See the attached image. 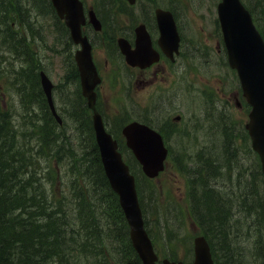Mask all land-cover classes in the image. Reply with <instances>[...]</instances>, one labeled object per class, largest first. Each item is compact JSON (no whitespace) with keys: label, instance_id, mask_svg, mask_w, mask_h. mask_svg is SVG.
Instances as JSON below:
<instances>
[{"label":"rangeland","instance_id":"rangeland-1","mask_svg":"<svg viewBox=\"0 0 264 264\" xmlns=\"http://www.w3.org/2000/svg\"><path fill=\"white\" fill-rule=\"evenodd\" d=\"M158 1L160 5L171 7L176 12L181 23L185 43L189 44L190 47V58L192 57V59L194 60V65L197 66L200 71H206L203 75V80L208 85L207 92H210L209 95L212 98L215 97L218 100L219 106V110L216 112L214 109L207 107L209 104L208 98L203 100V109L199 112L202 113L199 115L200 124L198 125L199 135L197 145L194 147L175 146L172 147L173 152L175 155L180 154L181 157L183 156L185 159L189 158L190 155H193L191 160L186 161H183L181 157L176 158V160L181 164L184 170L189 168L190 174L191 168H200L204 163L208 162L210 159L212 160L213 167L209 169H203L204 173L201 172V174H208L209 177H204L203 175L201 176V179L198 177L197 181L199 182L197 187L199 189L201 187L208 188V190L213 192L212 196L206 199V201L208 200L211 204L213 203L212 208L220 210L221 207L224 206L222 209H226V211H222V213L231 215L229 224L231 225V254L232 256L236 257V255L240 253L241 256L244 257L248 253H253L251 250L253 245V235L248 233V227H250V225L252 224L251 220L253 221V219H251V215L250 217H248L247 214L243 213V209L241 212H239V210L242 207L243 203L256 204L258 201L255 200L257 198L256 196H251V190L253 189V183L251 179L254 180V178H256L259 181L257 196L262 197L261 195H264V182L261 181V179L264 180V178L262 174H258V172L261 173V169L259 167L260 163L258 164V158L252 152L251 141L245 129L246 124L249 122L248 114L250 109L247 108L246 110L244 102L243 106L239 108L236 107V97H239V102L241 100L240 97H242L240 83L237 79L236 72L232 70L228 65L227 57L223 49V43L222 45H217V42H222V40H220V37H216L215 21H217L218 0ZM11 5V3L0 0V12L4 13L5 10L8 11L9 6ZM12 6L18 7V5ZM29 6V3L24 4V7L27 8V12L30 15L27 13L21 15H16L15 13H13L15 19H10L8 15H0V116L7 112L9 114V127H16L18 130V128L22 126L19 129V137L26 142L23 145L24 148L28 147L30 145V140L33 139L32 136H29L28 132H34V127L37 130V133H34V135L40 137V133L38 131L39 129H37L36 127L39 128L40 124H42L41 117L38 114V109L41 106L40 102L38 101L39 97L35 92V87H31L32 85H34L33 73L39 67L44 69L46 68L45 72L47 71V75L54 83H56L59 78L61 79V75L63 74L62 60L60 54H58L57 52L60 47L58 39V28L55 23V19H53L50 11H47L46 13L43 8L41 12H38V10H36L33 6ZM21 17H23L24 20L31 19L33 23L28 22L25 26L23 24V21L21 20ZM10 21H13L18 25V27H21V31H23L22 33L28 40V43H31L30 46L34 49L38 57H34L37 63H33L34 66L32 67V76L30 75L27 77L29 85H32L25 86V95L34 91L33 93L27 95V99L21 98L18 92H14V89L17 88L16 84H14L13 87L10 86V81L12 82V79L16 77L17 71L20 70L17 67V64L20 62L18 61V63H16L14 59H11V57L5 50L3 41L1 42L2 30ZM21 31H19L18 34H20ZM216 46L220 47L219 51L217 49L210 50V47L214 48ZM197 48H199V50H197ZM24 49L26 50V48ZM209 50L211 51L210 57ZM17 57L19 60H24L22 56L17 55ZM208 59H210V61ZM15 66L17 68L13 70L14 72L8 71V69H14ZM27 66V63L22 64L21 69H26ZM72 71L73 70H69L66 75L68 87L67 91H65V94L72 91V86L77 87V83L80 84L79 81H75L70 77ZM193 80H198V78L194 77ZM15 93L18 94L19 102L21 104L18 102V99H15ZM203 94H205L204 91H202L200 95ZM34 112H37L40 119L28 117V115L30 116ZM219 114L223 115L225 119H220L218 117ZM82 116L85 115L79 113L76 119L69 118L68 120L66 119L63 122V126L70 123L72 125V129L75 128L77 132V137L75 139L71 138L72 130L70 132H65L64 130L57 129L51 126V128L57 135L58 141H56L55 138L56 146H51L50 149L54 150L55 148H58L61 151L58 156H62V153H70L72 157H74L73 162H75L77 170L84 171L85 173L88 172L90 179L94 182L95 186L98 184L97 186L101 188V180L96 167L90 164L89 161H85V157L78 154V151H83L90 154L89 158L93 156V151L89 143L88 134L80 124L82 120L86 119V116ZM222 120L226 121V124L229 127L237 130V138H235L234 141L232 139L233 145L231 144V147H227L232 148V150L234 149L235 157L232 160L229 157L227 161H225L227 154L225 151V147L223 146L224 137L221 136L220 131L222 127ZM161 121H163V118H161ZM0 122H2L1 119ZM51 122L52 120L48 119L47 125L50 126L49 123ZM8 132L12 135L10 136V138L7 133H5V136H2V147L8 146V144L11 145L14 142L16 145L14 147V150L18 151L21 147V143L17 140L16 133H12L11 128L8 129ZM226 133L231 135V130L228 129ZM43 146L44 143L36 145L39 150L44 151ZM4 149L5 148H3L2 150ZM33 150L36 151L35 148H33ZM51 150H46L41 164H39L38 166H34V168L32 167L33 165L31 166L32 168L30 167L35 173L32 178L34 182L29 185L30 189L26 190V192H30L33 187L38 186L40 189V193L42 192V194L44 195L43 187L45 185V181L52 182L53 185H56L57 189L61 191V197L68 193L69 189L64 188V185L69 178H74V176L76 175L69 174V166L72 162L68 164V168L65 170V162H63L64 157L61 158V160L56 161L54 159V156L51 155ZM201 153L202 158L197 159V155ZM14 154V151H12L11 155L13 156ZM75 154L77 157H75ZM30 155H32V153L22 154V156H24L23 159L19 156L16 157H18L17 159L20 161H28L29 159H27V157H29ZM174 163V159L168 163L165 172L160 176V178L154 181H150V179L147 181V183L149 184L147 189L148 191H152L151 196H154L155 194L160 195L159 200L157 201L159 203L158 207L156 206L157 202H153L152 199L149 198L147 199L149 209L152 212L155 213L156 208L159 209L158 214L149 212L152 215L149 219L153 226L152 229H154V236L158 245L157 250L161 252L162 255L165 254V257H170L186 262L191 260L193 240L198 235H201V232L199 228L195 224L193 225L191 222L193 220L190 215L187 196L190 186V175L184 174V170L182 171L179 166L175 167ZM219 164L220 166L218 172L214 171V168ZM39 166L41 168H39ZM45 170H47L46 173L44 172ZM26 171L28 172L27 169ZM250 172H252L253 174H249ZM217 173H219L220 176L213 178L211 177L213 174ZM38 174H40L41 177H39ZM27 175L28 174H26V176ZM77 175L79 176V174ZM27 178L28 180H31L30 177ZM258 178H260V180ZM69 181L71 182V180ZM140 181L145 182L144 179H140ZM18 182L21 185L22 178H19ZM97 194L102 195L103 193L102 191H100ZM77 196L80 197L79 195ZM82 198L85 201L82 202V204L86 205L83 206L85 207L84 210L87 212L95 210L94 214L93 212H89V215L94 216L95 218H99V213L102 212H100L95 206V202H98L97 198L89 196H85ZM70 200H72L71 197L68 201ZM254 200L255 202H253ZM68 201L62 202L64 208H66L67 210H69ZM198 203L200 205L201 200H199ZM204 204V202L201 203L202 208H204ZM18 205L19 202L16 199H12L8 202L3 203V209L5 211H9L14 209ZM46 205L47 203H44L42 207ZM49 207L51 208L53 206L49 205ZM81 208L78 212H75L77 218L73 220L69 219L67 221L68 215L66 216V214H64V211L57 213L56 220L59 224H64V222H66V229L70 231V233H72V229L77 228L78 225L83 228L82 223L84 222V211L82 210L81 215ZM107 210H111L109 203H107ZM236 221L242 224V228H240L239 230L233 228ZM31 224L32 223L29 221V219H26V224L23 226V228H29L31 227ZM218 227H215V232L222 233V231L218 229ZM16 230L18 231L19 229ZM55 230L56 228L54 227L50 229L49 245L35 246V256L41 259L42 255L40 250L43 249L47 251V256H49L50 264L54 263L52 256L55 254L60 258H64V255L61 253V248L63 245L71 246L73 244L72 238L69 235L59 236L57 240L54 235L55 233L58 234V231ZM107 230L108 229H106V231ZM107 237L108 235L103 232L102 241L101 239L99 241H92L93 245L92 243H89L88 252L92 253L93 256H90L89 258L85 256L81 257L76 256L73 252L71 258L73 256V260L78 259L77 264H116L115 259L122 260L124 253L114 254L110 249V246L107 244H105L103 247L98 246V244L106 241L108 239ZM24 250L33 249L25 245L20 246V249H18V251ZM10 255H13V252H11ZM251 260V264H258V260H256L255 258H251L250 261ZM10 262L11 264H15L12 259L10 260Z\"/></svg>","mask_w":264,"mask_h":264},{"label":"trees","instance_id":"trees-1","mask_svg":"<svg viewBox=\"0 0 264 264\" xmlns=\"http://www.w3.org/2000/svg\"><path fill=\"white\" fill-rule=\"evenodd\" d=\"M3 1H5L7 3H11L12 5H18L19 8L11 5V6H9L8 11L5 10L4 13L0 12L1 16L8 15L10 18H14L15 16L12 13H15V12H16L15 13L16 15H18V14L21 15V14H26V13L29 14L27 12V8L24 7L25 3H29L30 6H33L36 10L40 11V2H43L45 0H3ZM21 20L23 22H30L31 19L24 20V18L21 17ZM13 24H15V23L13 21H10L7 25H5L4 30H3V33H4L3 43L8 49H10L16 55L22 56L23 59L26 61V63L29 66L28 69H21L22 71L20 70V72L18 71L16 74V80L23 82L21 86L17 85V90L19 89L18 93L22 97L26 94V90H25L24 86L29 85L28 83L25 84L26 83V77H28L32 74V67L34 66L33 63H37V62H36V59L34 58L35 57L34 53L31 49L30 45L27 42V39L23 38L20 34H18L21 27H18L17 24H15V27H13L12 26ZM7 43H8V45H7ZM24 48H26V50ZM28 70H29V72H28ZM77 76H78V74H77ZM77 76L75 75V77H77ZM35 80H36L37 86L32 85L31 87L34 86L35 90L37 88L39 89L40 97H39L38 101L40 102V105L42 107L44 104V101H45L44 96H43V93L39 87L38 78ZM29 86H28V90H29ZM33 92L34 91H32L30 93H33ZM30 93H28V94H30ZM22 98L27 99L28 96L25 95ZM46 110H48L47 105H46ZM0 119L2 120V122H0V264H11V262H10L11 259L14 261L15 264H18V263H20V264H24V263L25 264H32L33 263L34 264L35 262H37V264H42V263L43 264H50L49 263V256H47V251H45L43 249L40 250L41 255H42L41 259H39L35 256V251H36L35 246L49 245V243H50V237H49L50 229L53 227L56 228V230L58 231V234L55 233V235H54L57 240H58L59 236H68V234H70V231H68L66 229V225H67L66 222H64V224H59L58 221L56 220V215H57L56 213L61 212V210H59L53 204H52L53 208L49 207V205L52 203V199H51V196L47 197V193H46L47 191H46L45 187H43L45 195H42V194L40 195V189L38 186L33 187L30 192H26V190L30 189L29 185L34 182L32 180V178H33L32 174H34V171L30 168L32 165H34V162L33 163H26L27 161L25 162L23 160H22V162L19 160H16L14 162L12 161L11 153L13 151V147L15 144L13 142L11 145L8 144V146L2 147V145H3V137L2 136H5V133H7L9 138H10V136L12 134H10L7 129L11 128L12 133H14V131L16 130V127H14V128L9 127V125H8L9 114L8 113H4L2 116H0ZM80 124L82 125V127L84 128V130L88 134L89 143L92 147V151L96 150V147L94 146V144L91 140V131L87 126V121L84 119L80 122ZM228 138H230V139L226 140V144L225 143L223 144V146L225 147L226 154H227L225 161H227L229 159V157L231 160L235 157L234 149L232 150V148H227V147H231V144H232L231 137H228ZM56 141H58L57 136H56ZM54 144H55V142H53V140L48 143V145H54ZM3 148H5V149L2 150ZM23 158L24 157H22V159ZM92 163L96 167V169L98 170V168H97V167H99L98 163H94V162H92ZM212 165H213V163H212V160L210 159L208 162H206L205 168L209 169V168L213 167ZM219 166H220V164L214 168V171L218 172ZM87 167H89V166H87ZM26 169L28 170L27 173H25ZM134 169L135 170L138 169L137 164L134 165ZM24 174H28L29 176L28 175L26 176ZM98 175H99L100 180H101V183H100L101 189H105V187H107V182H106L105 178L103 177V174L98 173ZM5 176H6V178H5ZM217 176H220V174L219 173H217L216 175L213 174L211 177L213 178V177H217ZM27 177H30L31 180H28ZM19 178H22V184L21 185L18 182ZM195 181H193V182L195 183ZM258 185H259V181L256 178H254L253 189L251 190V196L257 197L255 199V200H258L257 203L256 204L243 203L244 206L242 205V207H241V209H243L245 211V214H247L248 217H250V215H251V219H253V221L251 220L252 224L250 225V227H248V230H249L248 233L253 235V245H252V249H251L253 253H248L244 257H246L250 254H253L254 257H252V258H255L256 260H258V264H264V195H261L262 197H259L256 195V194H258ZM36 191H38V192H36ZM212 193L213 192L208 190V188H202V187L199 189V191H196V194H195L196 205H195V200H194V206L193 207L191 206V214L193 215L192 219L194 220V223L196 224V226L198 228H200V230L203 232V234L209 240V243H210L212 250H213L212 252H213L216 264H251L249 262L248 257H247V259H244V257H242L240 253L237 254L236 257L232 256V254H231L232 251L230 249L231 225H229L230 220H231V215L230 214L227 215V214L222 213V211H226V209H222L224 206H222L220 210H218L216 208H212L213 203L211 204L208 200L206 201L207 198L212 196ZM159 197H160L159 194H155L154 196H151V199L153 202H157L159 200ZM12 199H16L19 202V205L12 210L5 211L3 209V203L8 202ZM41 199H42V201H41ZM80 200L81 199H79L78 201H80ZM106 200L110 204L111 216L109 214L107 215V217H110V220H108L109 225L105 228H107L110 232L115 233V236L120 238L119 242H118V246L116 248L118 251H120V252H123V251L128 252L129 251L130 252L129 255L124 256L123 259L128 260L124 264H139L135 254L132 252V250L130 248L129 237H128L129 236V228L126 224V221L124 219L125 218L124 214L119 207L117 199H115L114 196H111V197H108ZM199 200H201V203L202 202L205 203L204 208L201 207V203L199 205V203H198ZM255 200L253 202H255ZM32 201H33V203H32ZM34 201H35V203H34ZM44 203H47V205L42 207V205ZM226 203H227V201H226ZM31 204H33V205H31ZM102 204H104V202H102ZM156 206L157 207L159 206L158 202H157ZM40 207H42V208H40ZM39 209H41V210H39ZM84 209H85V207H82L81 211H80L81 215H82V210L84 211V222L82 223L83 228L80 225H78L77 228L72 229L73 232L71 235H72L73 244L70 247L67 245H63L61 248V253L64 255V258L63 257L60 258L58 255H56V256L54 255L55 257L52 256L53 260H54L53 264H77L78 260L77 259L73 260V258H71V254L74 252L76 256H79V252L82 248L84 249V251H88L89 241L92 240V237L90 236V234L92 232L97 231L96 227H104L101 225L102 221L100 218H96L95 220L90 221L89 218L91 215H89V212H93V214H94L95 210L94 211L91 210V211L87 212ZM62 210H64V214H66V216L67 215L69 216V217L67 216V221L69 219L73 220L74 216L76 215L75 212L79 211L77 207H74L73 210H67L66 208L62 209ZM158 211H159V209L156 208L155 214L156 213L158 214ZM22 212H24V213H22ZM26 219H29V221L32 224H31V227L24 229L23 226L26 224ZM218 226H219V229L222 231V233H220V232L216 233L215 232V227H218ZM233 228L239 230L240 228H242V224H240L238 221H236ZM16 229H19V230L17 231ZM22 245L30 247L33 250H24L22 252L18 251V249ZM15 251H16V253H15ZM11 252H13V255H10ZM16 254L19 256H17ZM31 254H32V256H31ZM230 254H231V256H230ZM90 256H93V254L90 253L87 256V258H89ZM16 257H18L19 259ZM15 258H16V260H15ZM31 258H32V260H31ZM171 260L176 261L177 259L171 258ZM85 264H87V263H85ZM88 264H90V263H88Z\"/></svg>","mask_w":264,"mask_h":264},{"label":"water","instance_id":"water-1","mask_svg":"<svg viewBox=\"0 0 264 264\" xmlns=\"http://www.w3.org/2000/svg\"><path fill=\"white\" fill-rule=\"evenodd\" d=\"M59 15H66L67 25L71 29L72 37L80 43L84 53L88 54L90 46L81 34L83 23L81 4L79 0H52ZM218 21L222 33L223 43L227 52L230 67L237 71L243 96L252 110L249 114V123L246 125L252 139V146L260 155L262 172L264 174V40L256 29L249 11L240 0H221L218 4ZM165 34H162L161 43L177 45L176 34L169 35L170 25H164ZM125 52V50H124ZM46 89V79H43ZM51 86V84L49 83ZM50 104L51 94L46 89ZM93 105L92 96L87 91ZM95 129L102 151V161L105 171L113 188L121 195V204L125 210L131 227V236L134 246L139 252L144 264H154L157 256L147 233L138 209L133 180L127 174V169L121 162V156L116 153V144L104 133L99 117H95ZM139 140L130 139L137 158L144 165L145 172L154 177L163 170L164 156L157 144L145 134L139 135ZM125 170L131 190L125 192L119 181L120 171ZM163 264H185L171 262L168 259ZM191 264H215L208 241L204 236L194 239V259Z\"/></svg>","mask_w":264,"mask_h":264},{"label":"flooded vegetation","instance_id":"flooded-vegetation-1","mask_svg":"<svg viewBox=\"0 0 264 264\" xmlns=\"http://www.w3.org/2000/svg\"><path fill=\"white\" fill-rule=\"evenodd\" d=\"M141 2L142 0H137L138 5H140ZM248 2L250 4L249 10L252 13V15L253 16L255 15L256 17H259L261 19L260 23L263 26L261 32L264 36V0H248ZM42 3H44V1ZM83 5L86 11H89L91 9H96L97 1L83 0ZM128 6H129L128 3L123 0H119V1L109 0V2L107 3L103 2L102 13L104 14V18L106 19H108L111 15L115 14L117 19L121 18L123 19V21H126L128 20V16L125 12V8H127ZM138 14L142 17L141 23L145 24L146 27L147 24L143 21L148 22L146 18H149L151 20L153 28L151 32L149 30L148 32L152 37V39H155L156 35L158 34V29H157L156 19L153 13L146 9L143 12L139 11ZM85 28H86V32L89 35L90 41L93 45L94 56H98L101 54L102 51L110 50L113 47L114 43L110 41V36H104L103 34L96 33L89 24H87ZM125 28L126 27H118L111 25L109 26L108 31L110 32V34H114L117 39L120 34V31ZM101 45H103L104 48H101L100 47ZM73 48L76 51L77 49L76 45H74ZM186 64L196 67L194 65L193 59L186 58ZM104 70L107 71L108 70L107 67H104ZM128 70L132 71L133 68L130 67ZM169 71L178 72L179 63L178 62L176 63V61H165L161 58L156 64V68H152L149 70H139V69L136 70L131 83L135 82V84L139 88V93L141 94L140 96L153 97L160 94L163 97V100H161L159 103L155 105L141 102L139 103L138 107L137 105L131 106L130 104H127L125 108L122 107L121 108L124 110V114H126V116L129 119H133L132 121H138L148 126H151V123L154 120L160 122L163 125V127L165 126L164 131L166 132V136L169 137V139L175 141L177 136H179L180 131L177 126L168 125V123H170V117L166 113H168L169 109L171 110L176 105L174 102L170 100L177 93L179 87L177 86L176 82L173 83V85L171 86L172 74ZM102 86L103 84L97 87L96 108L100 112V114H102L104 121L107 123L110 116L109 111L111 110L112 98L122 97V93L120 92L110 93L109 91H107L108 93L104 95L101 91ZM170 86L171 88L169 90L164 91ZM79 100L83 104H85V99L83 97H79ZM160 118H163V121H161ZM176 144H181V143L176 142Z\"/></svg>","mask_w":264,"mask_h":264},{"label":"bare ground","instance_id":"bare-ground-1","mask_svg":"<svg viewBox=\"0 0 264 264\" xmlns=\"http://www.w3.org/2000/svg\"><path fill=\"white\" fill-rule=\"evenodd\" d=\"M109 2V1H108ZM25 3V2H24ZM121 3V2H120ZM260 3V2H259ZM176 4V3H175ZM106 5V4H105ZM115 5V4H114ZM177 5V4H176ZM179 7V6H178ZM2 8V7H1ZM13 8V7H12ZM113 8V7H112ZM184 10V9H183ZM201 10V9H200ZM2 11V10H1ZM113 11V10H112ZM20 12V11H19ZM187 12V11H186ZM16 13V12H15ZM111 13V12H110ZM13 14V13H12ZM108 14V13H107ZM185 14V13H184ZM34 15V14H33ZM15 18V17H14ZM10 19H12V18H10ZM17 21V20H16ZM33 25V24H32ZM53 27V26H52ZM1 29V28H0ZM47 31V30H46ZM1 32V31H0ZM13 37V36H12ZM10 40V39H9ZM41 41V40H40ZM9 42V41H8ZM31 44V43H30ZM7 45H8V43H7ZM12 48V47H11ZM21 48V47H20ZM22 49V48H21ZM10 50V49H9ZM205 50V49H204ZM202 51V50H201ZM210 51V50H209ZM207 54V53H206ZM5 59V58H4ZM29 59V58H28ZM12 61V60H11ZM4 62V61H3ZM204 66V65H203ZM212 66V65H211ZM16 67V66H15ZM10 68V67H9ZM46 69V68H45ZM33 70V69H32ZM22 71V70H21ZM20 72V71H19ZM28 72H29V70H28ZM47 72V71H46ZM22 73V72H21ZM31 73V72H30ZM10 74V73H9ZM55 74V73H54ZM32 75V74H31ZM11 76V75H10ZM21 77V76H20ZM33 78V77H32ZM23 81V80H22ZM31 81V80H30ZM27 84V83H26ZM231 84V83H230ZM30 85H32V84H30ZM25 87V86H24ZM33 88V87H32ZM19 90V89H18ZM20 92V91H19ZM22 94V93H21ZM18 95V94H17ZM21 101V100H20ZM16 102V101H15ZM21 104V103H20ZM169 108V107H168ZM172 108V107H171ZM170 110V109H169ZM28 111V110H27ZM165 111V110H164ZM31 114V113H30ZM163 114V113H162ZM167 114V113H166ZM21 115H22V113H21ZM131 115V114H130ZM165 115V114H164ZM18 117V116H17ZM16 117V118H17ZM153 119V118H152ZM161 119V118H160ZM166 120V119H165ZM15 122V121H14ZM22 127V126H21ZM20 127V128H21ZM165 127V126H164ZM213 127V126H212ZM210 129V128H209ZM8 130V129H7ZM165 130V129H164ZM212 130V129H211ZM3 131V130H2ZM12 131V130H11ZM11 134V133H10ZM214 135V134H213ZM228 135H230V134H228V133H226L225 134V136H224V143H226V140L227 139H230V138H228V137H231L232 138V136L230 135V136H228ZM22 157H24V156H22ZM18 158V157H17ZM3 159V158H2ZM20 161V160H19ZM11 162V161H10ZM22 162V161H21ZM25 163V162H24ZM226 164V163H225ZM23 165V164H22ZM30 165V164H29ZM26 166V165H25ZM224 166V165H223ZM33 168H34V166H32ZM31 167V168H32ZM5 168V167H4ZM38 168V167H37ZM39 168H41L40 166H39ZM221 169V168H220ZM5 170V169H4ZM19 170V169H18ZM216 170V169H215ZM3 171V170H2ZM38 171V170H37ZM15 172V171H14ZM27 171H25V173H26ZM36 172V171H35ZM208 173V172H207ZM26 175V174H25ZM216 175V174H215ZM7 176V175H6ZM6 176H5V178H6ZM10 176V175H9ZM2 177V176H1ZM23 177V176H22ZM10 178V177H9ZM18 178V177H17ZM15 180V179H14ZM13 182V181H12ZM17 182V181H16ZM100 182V181H99ZM98 185V184H97ZM12 186V185H11ZM15 186V185H14ZM204 187V186H203ZM36 189V188H35ZM39 191V190H38ZM255 191V190H254ZM42 193H40V195H41ZM256 194V193H255ZM254 194V195H255ZM43 195V194H42ZM45 195V194H44ZM257 195V194H256ZM39 196V195H38ZM7 197V196H6ZM197 197V196H196ZM34 198V197H33ZM29 199V198H28ZM44 199V198H43ZM37 200V199H36ZM35 200V201H36ZM47 200V199H46ZM252 200V199H251ZM8 201V200H7ZM35 201H34V203H35ZM41 201H42V199H41ZM40 201V202H41ZM39 202V203H40ZM32 203H33V201H32ZM31 205H33V204H31ZM37 206V205H36ZM244 206V205H243ZM34 207V206H33ZM53 208V207H52ZM39 210H41V209H39ZM22 213H24V212H22ZM40 214V213H39ZM57 214V213H56ZM23 215V214H22ZM44 215V214H43ZM63 215V214H62ZM53 222V221H52ZM51 222V223H52ZM154 223H155V220H154ZM58 224V223H57ZM53 226V225H52ZM222 226V225H221ZM64 227V226H63ZM120 228V227H119ZM52 229V228H51ZM63 229V228H62ZM218 229H219V227H218ZM56 231V230H55ZM213 231V230H212ZM218 231V230H217ZM49 232V231H48ZM54 232V231H53ZM151 232L153 233V234H155L154 233V229H152L151 230ZM227 232V231H226ZM221 233V232H220ZM121 234V233H120ZM123 234V233H122ZM227 234V233H226ZM224 235V234H223ZM87 240V239H86ZM102 241V240H101ZM83 244V243H82ZM81 245V244H80ZM70 247V246H69ZM20 249V248H19ZM24 249V248H23ZM22 252V251H21ZM21 254V253H20ZM17 255V254H16ZM30 255V254H29ZM17 256H19V255H17ZM31 256H32V254H31ZM54 256V255H53ZM55 256H56V254H55ZM54 256V257H55ZM15 257V256H14ZM26 257V256H25ZM248 257V259H249V262L250 263H252V261H250V259L252 258V257H254V255L253 254H250V255H248L247 256ZM247 257H244V259H247ZM16 258H18V257H16ZM16 258H15V260H16ZM30 258V257H29ZM44 258V257H43ZM53 258V257H52ZM19 259V258H18ZM21 259V258H20ZM35 259V258H34ZM37 259V258H36ZM22 260V259H21ZM31 260H32V258H31ZM19 261V260H18ZM29 261V260H28ZM22 262V261H21ZM5 263V262H4ZM28 263V262H27ZM32 263V262H31ZM36 264H37V262H35ZM34 263V264H35ZM41 263V262H40ZM18 264H20V263H18ZM25 264V263H24ZM33 264V263H32ZM43 264V263H42Z\"/></svg>","mask_w":264,"mask_h":264}]
</instances>
